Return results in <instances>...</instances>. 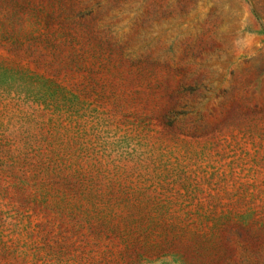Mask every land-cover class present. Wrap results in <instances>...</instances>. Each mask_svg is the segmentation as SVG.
I'll return each instance as SVG.
<instances>
[{"label":"rangeland","instance_id":"obj_1","mask_svg":"<svg viewBox=\"0 0 264 264\" xmlns=\"http://www.w3.org/2000/svg\"><path fill=\"white\" fill-rule=\"evenodd\" d=\"M0 264H264V0H0Z\"/></svg>","mask_w":264,"mask_h":264}]
</instances>
